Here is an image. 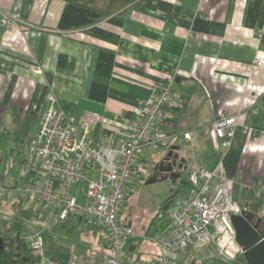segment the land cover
<instances>
[{"label":"crops","instance_id":"1","mask_svg":"<svg viewBox=\"0 0 264 264\" xmlns=\"http://www.w3.org/2000/svg\"><path fill=\"white\" fill-rule=\"evenodd\" d=\"M157 1L140 0L104 17L61 0H0V16L15 20L7 29L0 24V181L6 188L0 234L7 232L18 204L15 185L31 177L21 166L35 158L32 139L54 97L81 133L92 136L94 147L107 135L119 147L131 110L163 86L172 100L166 120L170 144L141 153L119 220L136 235L145 234L174 190L176 196L187 193L188 171L204 167L216 174L213 185L249 214L255 232L264 234V65L254 63L264 62V0H161L172 11L159 9ZM225 115L237 117L229 151L210 129ZM171 149L184 158L187 173L174 185L165 180L173 191L144 226L141 215L124 211L128 193L142 188L140 167L150 166L155 178L153 166ZM148 176L145 185L157 182ZM83 193L81 187L72 196L79 201ZM20 202L32 214L28 225L35 224L43 238L46 264L72 259L104 264L110 256L94 222L58 220L54 207ZM247 203L257 204V211ZM121 253L125 263L159 257L147 240L137 247L125 244Z\"/></svg>","mask_w":264,"mask_h":264},{"label":"built area","instance_id":"2","mask_svg":"<svg viewBox=\"0 0 264 264\" xmlns=\"http://www.w3.org/2000/svg\"><path fill=\"white\" fill-rule=\"evenodd\" d=\"M14 23L13 17L1 14L3 28ZM254 63L264 65L259 59ZM171 105L168 87H159L131 110L125 120L127 131L121 146L114 147L107 135L94 147L92 136L81 133L74 116L60 108L54 97L32 139L35 158L21 166L31 177L18 182L15 191L34 208H56L58 220L77 217L94 222L104 232L103 243L111 252L104 264H179V257L182 259L191 249L206 245H216L218 255L227 260L240 256L242 247L236 241L233 219L242 215V209L222 186L213 185L216 174L204 167L188 171L187 193L162 207L145 234L136 235L119 220L129 184L138 173L141 153L145 148H167L170 144L166 120ZM210 129L214 141H220L229 151L237 117L222 116L210 124ZM247 130L242 129L244 133ZM183 136L188 138L187 134ZM81 187L84 193L77 201L72 192ZM5 192L0 181V199ZM143 240L157 247L159 257L125 263L121 253L124 245L137 247ZM218 240H222L219 246ZM25 241L30 248L42 251L39 232L25 236ZM77 263L89 264L87 260L69 262ZM39 264L46 262L42 258Z\"/></svg>","mask_w":264,"mask_h":264},{"label":"trees","instance_id":"3","mask_svg":"<svg viewBox=\"0 0 264 264\" xmlns=\"http://www.w3.org/2000/svg\"><path fill=\"white\" fill-rule=\"evenodd\" d=\"M63 2L73 4L85 9H89L100 13L104 17L115 15L120 13L128 6L140 1V0H61ZM101 4V5H98ZM156 6L165 11H172L173 7L170 3L165 1H157ZM178 190H174L171 194V198H168L164 204H167L173 200L177 194ZM246 207L253 212L258 209L257 204L247 203ZM32 218V214L28 210L17 211L11 220L10 226L6 233L0 234V264H39L42 259L41 251L34 250L29 247L25 241V236L23 235L26 226H28V220ZM37 227V226H36ZM38 229V228H37ZM35 229V230H37ZM35 230L29 231L28 233H33ZM26 231V230H25ZM202 248V247H201ZM200 248L191 249L187 255ZM209 251L208 256H214L212 249L207 248ZM186 255V256H187ZM186 256L182 257L179 264H186L184 262ZM217 261L225 264H245L242 255L228 261L222 262L221 258Z\"/></svg>","mask_w":264,"mask_h":264},{"label":"rangeland","instance_id":"4","mask_svg":"<svg viewBox=\"0 0 264 264\" xmlns=\"http://www.w3.org/2000/svg\"><path fill=\"white\" fill-rule=\"evenodd\" d=\"M101 2H103V0ZM98 5H101V4L98 3ZM149 160L151 161V159H149ZM150 164L152 165L153 162H150ZM150 172H151L150 166H149V168L146 167L145 169L140 167L141 175L138 179V182H139V184L142 185V188H140V191H139V186H136L134 188H138V189L132 190V192L134 191L133 194H132V192L128 193V196L129 197L131 196L130 197V203L126 207V209L124 210L125 213L134 214V212H137L138 215H141V218L143 220L142 223L144 226L147 225L150 212H152L154 209L158 208L160 203L170 195V188H171V186L169 185V183L167 181L151 182V183L145 185V183H147V181H149L147 179V177L149 178L148 175L151 176ZM186 173H184L183 176L187 177L188 174L186 176ZM151 178H152V176H151ZM17 194L19 196L18 197L19 202L17 200L18 204L16 203L17 205L14 208V214L20 210H28V209L24 208V205H22L20 201H22V200L29 201V200L27 198L23 197L22 195H20L19 193H17ZM4 208H5V206L3 205L1 207V209L3 210ZM0 220L1 221L5 220L4 212H2L0 214ZM37 228L38 227H36L35 224H33V225L29 224L28 226H26V229H25L26 231L24 230L25 233H23V235H26V234H28L29 231L35 230ZM28 235H30V234H28ZM221 242H222V240H218L217 245L219 246L221 244ZM207 248L212 249V252H214V256H208V253L210 250L208 251ZM217 250H218V248L216 245H206V246L192 252L190 255H187L184 262L186 264H225V263H221V262L217 261L216 258L217 259L221 258L222 262L230 261V260H227V259L221 257L220 255H218Z\"/></svg>","mask_w":264,"mask_h":264},{"label":"water","instance_id":"5","mask_svg":"<svg viewBox=\"0 0 264 264\" xmlns=\"http://www.w3.org/2000/svg\"><path fill=\"white\" fill-rule=\"evenodd\" d=\"M185 160L179 153H173V149L169 150L162 159L153 166V171L157 172V176L152 178V181L171 180L174 185L176 179L182 172L187 171V167L183 166ZM173 191V187L171 188ZM171 198V196L169 197ZM249 216V214H248ZM248 219V217H245ZM234 220V228L236 233V241L242 247V257L245 264H264V235H259L253 231L248 225L239 227ZM179 260V258L177 259Z\"/></svg>","mask_w":264,"mask_h":264},{"label":"flooded vegetation","instance_id":"6","mask_svg":"<svg viewBox=\"0 0 264 264\" xmlns=\"http://www.w3.org/2000/svg\"><path fill=\"white\" fill-rule=\"evenodd\" d=\"M245 217H248V219H246ZM248 223V225H250V227H251V229L253 230V231H255L254 229H256V227H255V225L250 221V218H249V216H248V213H242V215L241 216H239V217H236V223H237V225L239 226V227H241V226H245L247 223ZM264 235V234H263Z\"/></svg>","mask_w":264,"mask_h":264}]
</instances>
